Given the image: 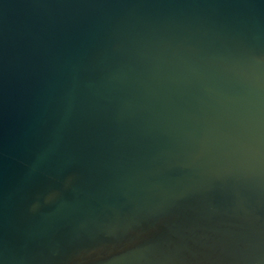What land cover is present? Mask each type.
Returning a JSON list of instances; mask_svg holds the SVG:
<instances>
[{
  "label": "water",
  "instance_id": "obj_1",
  "mask_svg": "<svg viewBox=\"0 0 264 264\" xmlns=\"http://www.w3.org/2000/svg\"><path fill=\"white\" fill-rule=\"evenodd\" d=\"M0 264H264V0H0Z\"/></svg>",
  "mask_w": 264,
  "mask_h": 264
}]
</instances>
